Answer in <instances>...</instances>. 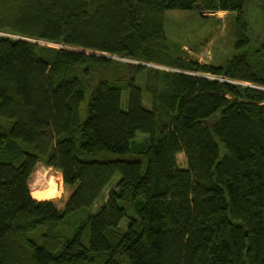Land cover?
I'll list each match as a JSON object with an SVG mask.
<instances>
[{
    "label": "trees",
    "instance_id": "1",
    "mask_svg": "<svg viewBox=\"0 0 264 264\" xmlns=\"http://www.w3.org/2000/svg\"><path fill=\"white\" fill-rule=\"evenodd\" d=\"M251 1L0 0V264H264ZM176 11L232 14L238 54L183 59L164 28ZM38 163L60 200L32 199Z\"/></svg>",
    "mask_w": 264,
    "mask_h": 264
},
{
    "label": "rangeland",
    "instance_id": "2",
    "mask_svg": "<svg viewBox=\"0 0 264 264\" xmlns=\"http://www.w3.org/2000/svg\"><path fill=\"white\" fill-rule=\"evenodd\" d=\"M247 24L248 35L253 44L260 45L259 42L264 35V2L263 0H252L247 6ZM166 36L169 42L174 46L181 47L194 55L201 65L221 66L238 53L234 50L235 38H234V16L229 13H201L198 14L193 11H176L167 12L165 16L164 24ZM13 38V37H11ZM46 46L45 42L39 43ZM61 49V47H51ZM66 49H72V51H80L67 47ZM180 50V51H181ZM88 53V52H86ZM95 55H100L96 52H92ZM89 54V53H88ZM106 55L105 57H107ZM110 57V56H109ZM115 60H122L118 57H114ZM160 70H168L163 67H153ZM201 75V74H199ZM206 76V75H201ZM209 76V75H208ZM211 77V76H210ZM240 85H247L241 84ZM249 85V84H248ZM264 91V89H261ZM125 106V96L122 99ZM146 106L147 102H144ZM1 121L8 122L4 118H0ZM177 163L179 167L184 168L186 166L185 157L182 153L177 155ZM47 175L54 179L60 178L61 180V192L57 197H53L45 200H60L63 196V184L61 174L52 169L44 166L42 163H38L32 173L28 187L30 194L39 191H45L48 189V185L43 181V178ZM47 182V181H46ZM114 185H109L104 194L107 196L108 192ZM105 202V199L98 201L90 212L95 213L96 209Z\"/></svg>",
    "mask_w": 264,
    "mask_h": 264
},
{
    "label": "bare ground",
    "instance_id": "3",
    "mask_svg": "<svg viewBox=\"0 0 264 264\" xmlns=\"http://www.w3.org/2000/svg\"><path fill=\"white\" fill-rule=\"evenodd\" d=\"M220 12L221 11L211 13V14H216V13H220ZM224 13H227V12H224ZM43 181L46 183V185H48V189L45 191H39V192L31 193L30 195H31L32 199L37 200V201H42V200L50 199V198L57 197L60 195V192H61V180H60V178L54 179L53 177H49L47 175V178L45 176L43 178Z\"/></svg>",
    "mask_w": 264,
    "mask_h": 264
},
{
    "label": "water",
    "instance_id": "4",
    "mask_svg": "<svg viewBox=\"0 0 264 264\" xmlns=\"http://www.w3.org/2000/svg\"><path fill=\"white\" fill-rule=\"evenodd\" d=\"M4 36H6V35H4ZM13 37V39H20V40H27V39H25V38H19V37H15V36H12ZM61 46V49H66V47H64V46H62V45H60ZM81 51V50H80ZM86 52V51H85ZM89 54H93L92 52H88ZM87 53V54H88ZM107 57H109V56H107ZM181 57L183 58V59H185V60H187V61H189L190 63H192V64H198L199 63V61H198V59L194 56V55H190V53L188 52V51H186V50H184V49H182L181 50ZM110 58H114L113 56H110ZM138 65H142V66H145L146 64L145 63H137ZM149 66H151V67H155V65H153V64H150ZM246 86V85H245Z\"/></svg>",
    "mask_w": 264,
    "mask_h": 264
},
{
    "label": "built area",
    "instance_id": "5",
    "mask_svg": "<svg viewBox=\"0 0 264 264\" xmlns=\"http://www.w3.org/2000/svg\"><path fill=\"white\" fill-rule=\"evenodd\" d=\"M41 43V42H39ZM47 47H59L60 45H55V44H50V43H46ZM61 47V46H60Z\"/></svg>",
    "mask_w": 264,
    "mask_h": 264
},
{
    "label": "clouds",
    "instance_id": "6",
    "mask_svg": "<svg viewBox=\"0 0 264 264\" xmlns=\"http://www.w3.org/2000/svg\"><path fill=\"white\" fill-rule=\"evenodd\" d=\"M6 36H8V37H12V36H9V35H6Z\"/></svg>",
    "mask_w": 264,
    "mask_h": 264
}]
</instances>
